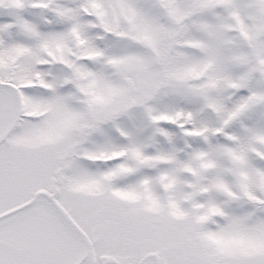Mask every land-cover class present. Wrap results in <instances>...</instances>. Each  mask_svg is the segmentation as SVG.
I'll list each match as a JSON object with an SVG mask.
<instances>
[{
	"label": "snow or ice",
	"instance_id": "obj_1",
	"mask_svg": "<svg viewBox=\"0 0 264 264\" xmlns=\"http://www.w3.org/2000/svg\"><path fill=\"white\" fill-rule=\"evenodd\" d=\"M0 264H264V0H0Z\"/></svg>",
	"mask_w": 264,
	"mask_h": 264
}]
</instances>
